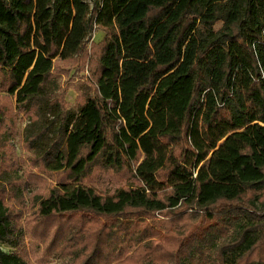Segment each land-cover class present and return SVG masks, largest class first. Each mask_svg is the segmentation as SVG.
<instances>
[{
	"label": "trees",
	"instance_id": "1",
	"mask_svg": "<svg viewBox=\"0 0 264 264\" xmlns=\"http://www.w3.org/2000/svg\"><path fill=\"white\" fill-rule=\"evenodd\" d=\"M91 41L95 94L68 109L58 74ZM0 90L29 116L32 164L58 175L36 197L45 257L264 264V0H0ZM6 148L0 264H32ZM96 168L132 184L100 193Z\"/></svg>",
	"mask_w": 264,
	"mask_h": 264
},
{
	"label": "rangeland",
	"instance_id": "2",
	"mask_svg": "<svg viewBox=\"0 0 264 264\" xmlns=\"http://www.w3.org/2000/svg\"><path fill=\"white\" fill-rule=\"evenodd\" d=\"M218 24L216 28H220ZM105 33L96 29L93 34L94 42L103 40ZM91 44L87 45L88 57H78L75 61L62 65V70L58 74L60 91L57 95L65 100L68 109H76L79 100H82L85 94L94 96L96 83L93 79L90 69ZM87 88V90H86ZM0 107L4 111V123L0 127V134L6 140V156L10 155L11 172L22 179L26 185L22 186L19 195L22 197L16 202H10L14 208L21 213V227L25 234L24 248L26 255L32 264H68L70 257H45L43 255V244L34 239L31 235L35 227V214L38 210L37 195L47 192L54 188L58 183V175L47 173L40 170L32 164L34 155L24 144V131L29 123V116L16 107L14 97L8 96L0 90ZM3 150L0 151V172L4 165ZM30 177H33L31 179ZM131 174L129 172H114L105 169L96 168L92 175L86 181V184L95 187L100 193L114 194L119 189L132 184ZM155 220H163L156 214ZM152 224V220H149ZM6 252L14 250L13 246H2ZM264 252V247L260 254Z\"/></svg>",
	"mask_w": 264,
	"mask_h": 264
}]
</instances>
